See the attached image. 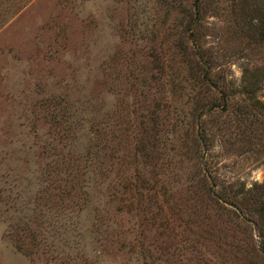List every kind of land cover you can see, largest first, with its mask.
<instances>
[{
    "label": "rangeland",
    "instance_id": "374dc122",
    "mask_svg": "<svg viewBox=\"0 0 264 264\" xmlns=\"http://www.w3.org/2000/svg\"><path fill=\"white\" fill-rule=\"evenodd\" d=\"M192 1L0 0V264H227L206 249L196 261L194 251L167 245L175 215L163 230L122 202L131 184L123 179L138 171L152 185L163 179L184 220L204 222L185 200L199 147L181 115L185 89L166 110L163 128L173 132L158 151L145 158L133 146L145 114L141 86L156 74L152 58L171 71L185 66L172 55L189 43L174 36ZM202 1L200 42L215 52L214 71L239 83L242 67L264 66V46L244 49L237 0ZM148 84L150 94L156 83ZM206 120L202 147L217 181L262 184L261 130L232 121L221 134L216 117ZM217 223L221 234L233 228Z\"/></svg>",
    "mask_w": 264,
    "mask_h": 264
},
{
    "label": "trees",
    "instance_id": "16d2710c",
    "mask_svg": "<svg viewBox=\"0 0 264 264\" xmlns=\"http://www.w3.org/2000/svg\"><path fill=\"white\" fill-rule=\"evenodd\" d=\"M233 1L236 0L230 2ZM202 2V0L191 2L190 8L184 13L185 24L182 23L181 32L179 30L176 31L177 33L174 32L175 39L182 35L189 43V48L187 44L182 50L177 47L172 55L177 57L175 61L185 63V66L171 71L169 68H164L161 57L157 60L156 57L152 58L156 74L151 78L148 77V81L141 86L139 101H142L141 108L145 114L138 119L141 136L136 138L133 146L134 150L141 152L145 158L151 157V151L155 153L158 151L157 146L164 142V133L173 132L163 128L166 125V110L171 105V99L179 95L182 88L185 89L188 106L181 115L188 118L189 125L193 129L191 138L193 143L202 149L198 147V155L195 156L197 162L192 163L194 169L185 187L188 193L185 200L192 201L195 215L201 216L204 222L199 224L192 220H187L188 222L184 220L182 213L180 212V216L177 212L183 211L180 203L171 204L170 196H167L170 190L163 185V179L154 178L152 185L149 184L150 181L139 175L138 171L134 173L132 179H123L131 184L130 188L128 184L125 189L128 197L125 196L122 202L127 201L132 210L138 212L139 209L142 214L143 211L149 213V216L144 215V223L153 224V221L157 219L159 221L157 226L163 230L171 229L168 220L171 218L168 215L170 213L175 215L180 224L172 226L170 233L165 234L168 238L167 245H172L174 242L175 246H172L175 248L179 243L177 248L194 251L196 261H199L200 249H206L205 251L210 255L220 257L223 263L264 264V182L254 185L251 189H244L242 183L236 185L230 182L219 183L216 170L212 169L213 166L208 165L206 160L204 153L206 148L202 147L207 141L206 118L210 117L217 118L214 124L217 125L216 130L221 134L228 129L227 122L234 121L240 129V126L244 129L245 126H249L250 129L255 126V129L261 130V137L264 139V66L262 68H250L248 65L242 67L239 83L226 80L223 75L214 71L215 52L210 48H204L200 42ZM235 5L238 6V11L234 12L233 7L231 11L234 12L233 18L240 15L239 20L244 30L241 35L244 39V49L263 47L264 0H237ZM178 40H180L179 37ZM181 54L187 58V61L180 58ZM180 75L184 78L183 81H186V87L176 82ZM151 80L156 83V86L149 94L148 83ZM245 119L249 121L246 124H244ZM177 122L179 121H175V125ZM144 133H147L146 145L142 141ZM90 138L92 139V135ZM156 183L159 184L155 186ZM151 206L156 209L155 212L150 211ZM163 210H166L167 214H162ZM217 221L232 225L233 228L227 229L231 232L226 230L225 233L223 228L221 229L223 234L216 232L220 230ZM246 224L248 228L253 226L257 231L258 241L252 238ZM192 225L194 228L191 227ZM221 238L225 240L220 242ZM233 238L235 240L231 242ZM204 250H202L203 254L206 253Z\"/></svg>",
    "mask_w": 264,
    "mask_h": 264
}]
</instances>
